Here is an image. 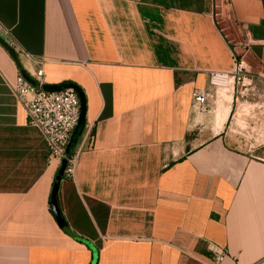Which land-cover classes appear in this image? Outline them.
<instances>
[{
  "label": "crops",
  "instance_id": "1",
  "mask_svg": "<svg viewBox=\"0 0 264 264\" xmlns=\"http://www.w3.org/2000/svg\"><path fill=\"white\" fill-rule=\"evenodd\" d=\"M0 25L31 79L82 91L91 126L60 228L58 164L0 45V264H264V0H0ZM233 52L244 89L196 104Z\"/></svg>",
  "mask_w": 264,
  "mask_h": 264
},
{
  "label": "built area",
  "instance_id": "2",
  "mask_svg": "<svg viewBox=\"0 0 264 264\" xmlns=\"http://www.w3.org/2000/svg\"><path fill=\"white\" fill-rule=\"evenodd\" d=\"M224 5L228 8L230 0H224ZM0 38L15 53L19 52L18 45L10 38L8 32L1 25ZM231 58L233 69L230 73H210L208 76L209 91L207 93L196 91L192 94L193 101L196 104L203 106L209 93L221 98L222 95L227 94L230 90L245 86V79L248 78L250 72L240 55L233 52ZM37 75L40 77L41 72L39 71ZM34 82L35 85H30L19 73L16 76L15 83L12 85V91L26 113L27 124L39 129L41 132L48 147L50 160L56 161L58 168L62 160H65L66 165L63 174L66 178H72L76 159L80 152L78 140L85 132H87L89 140H91V126L85 124L82 134L72 148V155L67 157L65 149L79 118L80 104L78 97L72 90H64L58 93L45 92L42 89L43 83L39 79L34 80ZM225 256L224 251L215 253L214 263H221Z\"/></svg>",
  "mask_w": 264,
  "mask_h": 264
},
{
  "label": "water",
  "instance_id": "3",
  "mask_svg": "<svg viewBox=\"0 0 264 264\" xmlns=\"http://www.w3.org/2000/svg\"><path fill=\"white\" fill-rule=\"evenodd\" d=\"M0 45L7 51L9 56L15 62H17L16 54H15L14 50L12 48H10L1 38H0ZM20 75L30 85H32V86L35 85L34 80L31 79L23 70H20ZM42 89H43V91L48 92V93H58V92H61L64 90H72L76 93V95L78 97L79 104H80L79 118H78V122H77L74 130L72 131V134L70 136V139H69L68 144H67L66 149H65V152L69 153L71 151V149L76 145L77 140L80 137V135L82 134V131H83L84 126H85V98H84V95H83L82 91L76 85H73V84L43 85ZM65 165H66V161L62 160L61 165L57 170V174L55 177V183L52 187L50 199H49L50 212L53 216L54 221L56 222V224L60 228L64 227V223L60 217V213L58 210L57 201H56V192H57L58 183L61 179V176L63 175Z\"/></svg>",
  "mask_w": 264,
  "mask_h": 264
},
{
  "label": "trees",
  "instance_id": "4",
  "mask_svg": "<svg viewBox=\"0 0 264 264\" xmlns=\"http://www.w3.org/2000/svg\"><path fill=\"white\" fill-rule=\"evenodd\" d=\"M16 64H17V67H18V69L19 70H21V67H20V65L16 62ZM72 155V149H71V151L69 152V153H66V156L67 157H70ZM56 174H57V172H56ZM56 174H55V176H54V180H53V182H52V187H53V185H54V183H55V177H56ZM65 176H64V174L61 176V179H63ZM60 179V180H61Z\"/></svg>",
  "mask_w": 264,
  "mask_h": 264
},
{
  "label": "rangeland",
  "instance_id": "5",
  "mask_svg": "<svg viewBox=\"0 0 264 264\" xmlns=\"http://www.w3.org/2000/svg\"><path fill=\"white\" fill-rule=\"evenodd\" d=\"M263 82H264V81H263ZM241 88H242V89H241ZM246 88H249V87L247 86ZM237 89H238L239 91H241V90L244 89V87H236V88H235V91H236ZM256 90H257V89H254L253 91H256ZM248 91H249V90H248ZM249 102H251V100H250Z\"/></svg>",
  "mask_w": 264,
  "mask_h": 264
}]
</instances>
